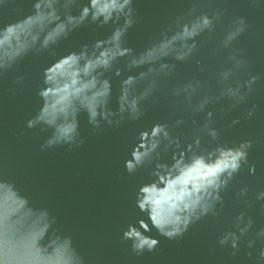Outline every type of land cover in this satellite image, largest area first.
<instances>
[{
  "label": "clouds",
  "instance_id": "1",
  "mask_svg": "<svg viewBox=\"0 0 264 264\" xmlns=\"http://www.w3.org/2000/svg\"><path fill=\"white\" fill-rule=\"evenodd\" d=\"M6 4L3 101L28 88L25 61L51 57L35 88L38 107L17 135L44 133L41 151L83 148L82 114L100 134L142 122L150 109L166 112L135 130L123 161L127 176L146 171L147 179L134 189L142 216L121 229L120 243L143 257L160 250L161 238L181 241L211 219L218 227L206 259L264 264V159L254 155L264 144V71H253L248 52L234 46L244 18L225 21L211 0H171L163 9L146 0L154 30L135 48L127 38L144 20L138 0H0ZM84 28L96 38L59 51ZM183 65L191 71L181 76ZM0 172V190L12 194L0 195V264H91L75 232L7 160Z\"/></svg>",
  "mask_w": 264,
  "mask_h": 264
},
{
  "label": "water",
  "instance_id": "2",
  "mask_svg": "<svg viewBox=\"0 0 264 264\" xmlns=\"http://www.w3.org/2000/svg\"><path fill=\"white\" fill-rule=\"evenodd\" d=\"M155 3L163 9L171 0H155ZM211 4L225 10V21L244 18L246 30L237 37L234 46L248 52L254 60L253 71H264V63L260 62L264 56V0H211ZM138 8L144 20L127 38L129 46L135 48L142 47L154 30L146 0H138ZM10 10V4H6L0 7V14ZM96 35L91 29H81L65 41L59 51L89 42ZM50 59L45 54L24 62L21 71L29 73L31 80L28 88L15 99L3 101L7 84L0 82V165L7 160L9 172L37 192L61 218L64 227L75 232L78 246L90 257L91 264H215L206 259L207 245L214 242L218 227L211 219L194 226L181 241L161 238L160 250L143 257H135L129 245L119 241L121 229L142 216L133 207L134 189L147 179L146 171L134 177L127 176L123 161L135 130L142 124L162 119L166 115L163 109H150L144 121L100 134L93 133L86 115L82 114L81 135L86 140L83 148L64 146L41 151L44 133L28 130L17 135L23 120L38 107L35 88L42 67ZM178 71L184 76L191 67L183 65ZM113 83L114 88L118 87V80L114 79ZM260 127L264 129V122ZM255 128L253 126L252 130ZM233 135L236 134L230 133L229 137ZM254 155L264 159V144ZM0 195L11 198L12 194L0 190ZM225 199L230 201L231 193Z\"/></svg>",
  "mask_w": 264,
  "mask_h": 264
}]
</instances>
